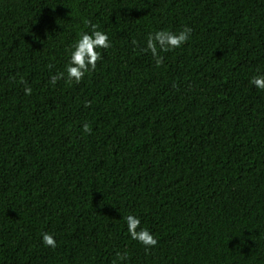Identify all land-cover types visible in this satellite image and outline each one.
I'll return each instance as SVG.
<instances>
[{"label": "trees", "instance_id": "1", "mask_svg": "<svg viewBox=\"0 0 264 264\" xmlns=\"http://www.w3.org/2000/svg\"><path fill=\"white\" fill-rule=\"evenodd\" d=\"M91 24L96 68L50 85ZM184 27L161 63L143 51ZM257 74L264 0H0V264H264Z\"/></svg>", "mask_w": 264, "mask_h": 264}, {"label": "clouds", "instance_id": "2", "mask_svg": "<svg viewBox=\"0 0 264 264\" xmlns=\"http://www.w3.org/2000/svg\"><path fill=\"white\" fill-rule=\"evenodd\" d=\"M84 23L86 26L90 24L87 20ZM191 33L192 29L189 27H184L178 32L156 31L148 36L146 47L143 51L151 52L152 56L156 59V63L159 64L163 59L159 55V52L179 49L188 42ZM133 43H135V41ZM109 47L110 41L107 33L98 30L95 24H91V31H81L78 34V38L71 46L64 71L52 75L49 79V84L55 85L60 79L79 83L87 73L96 68L97 61L101 59L98 49H108ZM249 84L258 90L264 91V74L253 76L250 78ZM31 93V87L24 88L25 95H30ZM83 131H90L87 124L83 125ZM125 224L129 237L144 246L146 250L156 246L157 239L155 236L147 228L139 227L140 219L138 216L129 214L125 218ZM41 242L45 247L51 248H55L57 243L54 236L47 232L42 233ZM126 258V253H117L118 260L123 261Z\"/></svg>", "mask_w": 264, "mask_h": 264}]
</instances>
